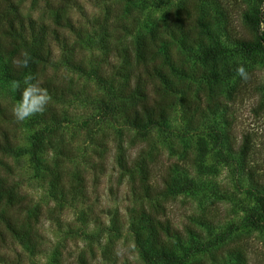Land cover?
Returning <instances> with one entry per match:
<instances>
[{
    "label": "rangeland",
    "instance_id": "1",
    "mask_svg": "<svg viewBox=\"0 0 264 264\" xmlns=\"http://www.w3.org/2000/svg\"><path fill=\"white\" fill-rule=\"evenodd\" d=\"M28 2L26 9L34 17L49 20V13L33 10V2V6H41L38 1ZM104 6L105 0H80L78 8L71 9L68 15L77 25L91 30L97 15L104 13ZM111 6L115 19L119 23H135L137 33H145L163 18L170 25L176 19L177 26L192 36L196 31L202 34V46L189 55L180 43L170 41L167 54L175 68L187 70L182 77L172 71L170 76L178 91L165 128L149 132L132 129L115 118L101 122L104 111L94 104L107 97L94 79L60 66L61 62L56 67H46L47 80L58 88L59 96L50 94L52 99L47 106L60 113L56 131L50 134L52 124L37 122L40 114L36 121L34 116L17 122V128L12 130L17 155L0 154V162L4 163L1 172L15 181L18 190L30 199L32 208L37 206L42 212L38 223L32 224L42 249L34 258L26 257L25 264H54L57 254L71 261L81 255L88 264H145L137 255L130 228L129 209L135 210L137 205L127 197L131 191L129 180L121 177L122 171L117 167L120 153L128 156V163L138 158H144L149 165L155 162L153 171L157 169L158 174H163L171 161L185 166L188 160L195 162L189 171L176 173L169 190L170 201L165 206L171 208L170 217L177 226L196 215L212 216L209 219L219 223L202 240L192 241L191 246L207 240L205 251L191 252L186 239L177 244L175 253L178 258L185 256L183 264H264V46L248 57L239 50L241 44L259 43L254 22L264 9V0H115ZM202 24L205 29H199ZM163 27L170 38L164 22ZM60 34L63 40L72 37L68 29H61ZM129 37L133 38V34ZM55 51L61 52L60 48ZM209 51L215 56L221 53L222 63L206 64L203 57ZM74 52L93 67L90 60L98 53L94 47L80 46ZM239 65L248 71L247 81L237 77L220 80L222 68L236 71ZM210 73L219 80L206 81ZM12 84L0 67V106L11 117V109L18 102ZM68 88L77 93L62 98ZM231 88L234 93L230 98ZM190 116L197 119L195 125H188ZM39 135L43 140L37 155L40 166L35 168L29 150ZM243 146L246 150L240 153ZM100 163L105 170L100 173V167L93 171ZM48 168L69 181L83 170V195L88 201L70 198L60 208L45 180ZM184 184L190 186L184 190ZM143 205L152 207V203ZM0 207L7 208L5 204ZM88 208L98 211L99 223H85L80 217V212ZM107 211L122 219L118 236L108 231L113 217ZM219 212L223 214L216 216ZM16 219L21 224L22 220ZM118 245L122 256L117 259ZM16 248V253L10 247L4 252L18 264L25 256L20 258V246Z\"/></svg>",
    "mask_w": 264,
    "mask_h": 264
},
{
    "label": "trees",
    "instance_id": "2",
    "mask_svg": "<svg viewBox=\"0 0 264 264\" xmlns=\"http://www.w3.org/2000/svg\"><path fill=\"white\" fill-rule=\"evenodd\" d=\"M35 1H38L41 6H33V2L31 4L33 10L49 13V20L34 17L26 9L28 0H0V67L8 82H20L21 89H14L17 101L21 98L20 91L24 87V77L29 73L40 81L41 86L47 89L49 95L54 93L55 97L59 96L56 93L58 88L53 81L47 80L44 73L47 66L48 68L56 67L61 62L60 66L66 69L91 76L105 92L107 98L103 97L94 104V107L104 111L101 122L115 118L122 120L128 127L143 132L165 128L169 111L173 105L172 99L178 91L171 78L172 71L182 77L187 70L184 68L181 70L180 67L175 68V62L168 56L167 48L170 41H173L175 44L180 43L185 52L193 55L202 46L201 33L196 31V34L192 36L188 30L177 26L176 19H173L170 25V22L164 18L161 22L153 23L145 33H137L135 23H119L115 19V14L112 13L114 7L112 9L111 6L115 0H105L104 13L97 15L95 24L91 26V30H88L77 25L68 15L71 9L78 8L80 0ZM123 1L130 3L131 0ZM263 21L264 9L258 12L254 22L259 43L253 46L241 44L239 50L244 56H251L255 50L264 46ZM163 22L171 39L166 37ZM203 25L199 29H205ZM260 25L263 26L261 29ZM61 29H68L72 37L63 40L60 34ZM132 34L133 38H130ZM206 35L208 34H204ZM70 40H72L71 43ZM80 46L84 49L94 47L98 51L90 60L92 68L87 65L83 56L75 54L74 48ZM55 48H60L61 52L56 53ZM24 52L30 57L29 67L18 69L13 66L12 60L22 59L21 53ZM219 55L223 56L221 53L215 56L213 51H209L205 53L203 60L210 65L221 64ZM192 76H195V72H192ZM232 77L241 79L236 71H231L229 67L222 68L219 72L220 80ZM219 78L210 73L206 81L219 80ZM233 90L231 88L228 93L230 98L233 97ZM67 91H69L67 95L61 94L62 98L77 93V90L73 92L72 88H68ZM38 116L39 114L34 117L35 121ZM60 118L57 109L47 108L37 122L52 124L49 133L53 134ZM196 122L197 119H193L192 116L188 117L189 126L195 125ZM17 124V121L3 112L0 106V154L2 156H16L19 151L12 133V130L17 128ZM7 125L11 127L8 128ZM42 141L39 135L33 140L29 150L30 162L35 168L40 166L37 155L42 149L40 145ZM59 147L62 148V146ZM245 150L243 146L240 153ZM59 152L61 154V150ZM126 158L128 156L120 153L116 163L122 171L121 177L127 176L129 180L128 185L131 191L127 197L139 209H129L132 217L130 228L138 257H142L145 264H183L185 256L178 258L175 249L177 244L179 245L184 239L188 241L191 252L205 251L208 245L207 240L192 246L191 243L193 240H202L205 233L215 228L219 222L214 224L209 219L212 216L196 215L189 217L182 226H177L170 217L171 208L167 209L165 206L170 201L169 190L176 173L189 171L195 162L188 160L185 166L179 164L178 161H171L166 166L165 172L158 174L157 169L153 171L156 166L155 162L149 165L144 158H138L128 163ZM177 159L182 160V158ZM3 165L4 163L0 162V206L5 204L7 208L1 209L0 207V263L15 264V260L6 254L4 249L10 247L13 248L12 252L16 253V247L20 246L18 256L25 257H22L23 261L19 259L18 264H25V261L28 262L26 257L34 258L42 249L40 236L32 226L38 223L42 212L37 206L32 208L30 199L18 190L15 181L1 172ZM102 165L100 163V166H95L92 170L96 171L102 167L99 171L102 173V169L105 170V166ZM82 172L84 176L81 175ZM82 172L73 176L69 181L61 173L48 168L45 180L49 184L52 198L58 201L60 208L66 199L88 201L86 195H83L86 175L83 170ZM188 186L190 185L184 184L183 189L186 190ZM143 203L148 206L152 203V207L146 208ZM107 213L113 217L108 231L118 236L122 219L111 212L107 211ZM221 214L223 213L219 212L216 216ZM17 217L19 221L22 220L21 224L18 223ZM80 217L86 221L85 223L90 220L99 223L101 219L98 211L95 212L91 208L80 212ZM101 225L103 230L104 221ZM220 241H223L222 237ZM67 258L57 254L54 264H88L81 255L73 261Z\"/></svg>",
    "mask_w": 264,
    "mask_h": 264
},
{
    "label": "clouds",
    "instance_id": "3",
    "mask_svg": "<svg viewBox=\"0 0 264 264\" xmlns=\"http://www.w3.org/2000/svg\"><path fill=\"white\" fill-rule=\"evenodd\" d=\"M21 58H14L12 64L18 69L28 68L30 57L28 53H21ZM236 74L244 81L249 79V73L243 65L236 68ZM23 89L20 91V100L14 104L11 114L17 122H25L37 114L42 115L51 102V96L47 89L41 86L40 81L31 73L26 75L23 80ZM12 87L16 90L21 89L19 81H13ZM117 257L122 256L121 247L118 245L115 249Z\"/></svg>",
    "mask_w": 264,
    "mask_h": 264
}]
</instances>
